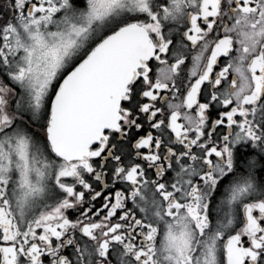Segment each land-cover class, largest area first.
Here are the masks:
<instances>
[{"label": "snow or ice", "instance_id": "6c2138e0", "mask_svg": "<svg viewBox=\"0 0 264 264\" xmlns=\"http://www.w3.org/2000/svg\"><path fill=\"white\" fill-rule=\"evenodd\" d=\"M0 264H264V0H0Z\"/></svg>", "mask_w": 264, "mask_h": 264}]
</instances>
